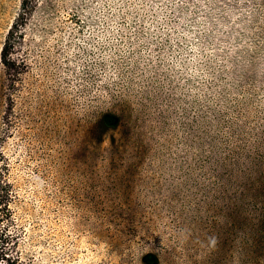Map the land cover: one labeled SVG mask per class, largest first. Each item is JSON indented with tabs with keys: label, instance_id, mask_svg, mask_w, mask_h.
<instances>
[{
	"label": "rangeland",
	"instance_id": "1",
	"mask_svg": "<svg viewBox=\"0 0 264 264\" xmlns=\"http://www.w3.org/2000/svg\"><path fill=\"white\" fill-rule=\"evenodd\" d=\"M3 150L38 264H264V0H0Z\"/></svg>",
	"mask_w": 264,
	"mask_h": 264
},
{
	"label": "trees",
	"instance_id": "2",
	"mask_svg": "<svg viewBox=\"0 0 264 264\" xmlns=\"http://www.w3.org/2000/svg\"><path fill=\"white\" fill-rule=\"evenodd\" d=\"M26 5L27 0H24V8ZM11 45L8 38L2 54V62L6 67L13 62L9 51ZM111 117L109 119L106 116L108 120L100 119L99 125L102 126L103 120L107 127H117L120 119L115 115ZM7 121H4L3 139L5 140L8 137ZM260 155L264 159V156ZM33 157L31 153L25 156V160L28 161ZM20 160L24 161V158L21 157ZM19 171V164L14 165L3 150L0 153V264H38V250L35 248L38 236L35 232L36 223L33 220L38 193L31 188V183H35L34 180L23 176Z\"/></svg>",
	"mask_w": 264,
	"mask_h": 264
}]
</instances>
